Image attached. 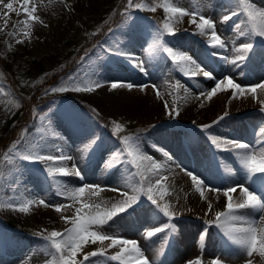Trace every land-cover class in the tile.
Here are the masks:
<instances>
[{
	"label": "rangeland",
	"instance_id": "1",
	"mask_svg": "<svg viewBox=\"0 0 264 264\" xmlns=\"http://www.w3.org/2000/svg\"><path fill=\"white\" fill-rule=\"evenodd\" d=\"M45 1L34 0L37 5H40L39 8L43 7ZM58 1L61 6H66V8H69V6L67 7L65 2L72 1L79 4L73 6L71 11L68 12V14L71 13L70 16L61 18L59 21H52L46 11L37 9V15L40 14L43 23L33 24L30 38H25L19 34L16 36L8 35L13 29V24L18 19L25 18L23 16L17 17L15 13L11 14L7 28L0 31V89L3 90L0 92V141L3 137H10L7 145L0 150V204L6 205L10 199H21L29 195L44 198L50 205L71 203L56 194L55 185L47 178L44 171L45 164L18 160L14 164H8L3 159L4 153L14 142H19L20 150H24L33 144L40 143L42 137L46 144L51 143L53 145L54 153L59 150L73 158L65 162L66 166L76 163L82 172L83 179L75 176L59 178L64 183L71 187L84 184L100 185L105 190L100 193L99 197H90L96 202L103 200L115 202L120 199L121 197L116 192L108 189L122 188L124 178L134 169H130L126 163L123 165L119 163L113 169L108 170L105 166L99 167L95 162L97 154L101 152L112 154L122 148L119 139L111 131L112 121L115 120L125 126V133L121 135L139 134L143 153L156 162L166 165L163 174L169 178L166 183L170 186L171 194L165 200L175 205V211L178 215L174 221L169 222L168 218L163 217L162 214L155 213L152 210L154 206L145 200L135 214H123L116 217L115 221L110 222V226H105L103 231L124 239L134 237V241L138 242L139 247L152 263L156 261L157 257L165 260L164 254L167 253L166 250L169 247L167 245L164 248L165 244L163 243L165 238L171 236L172 233L184 243L198 239L202 233L203 236L207 237L209 245H213L211 247L212 251H216V243L219 242L218 228L214 225H207L206 221L214 219L216 211L224 210L226 198L223 196V187L244 184V186L250 187V190H259L261 183L259 177H254L253 181H247L235 153L217 150L206 135L199 131L200 125L212 124L213 121H216L225 113V110L214 107L212 113L204 116L203 113L206 111L205 107H207L204 103L206 100L203 97H197L200 96L201 92L209 90L213 82L218 81L220 77L225 75L235 77L238 82L244 83L247 81V84L256 81L257 77L250 74L256 75L261 70L264 71V68L261 69L260 67L261 61L264 65V47H261L264 42L259 38L252 41L254 44L253 51L248 54L249 58L245 60L250 74H248V77L243 75L246 78L243 79L242 75L241 77L237 75L239 70L243 74L248 73L246 69L243 71V65H245L243 62L233 66L219 57L209 55L210 52H218L230 60L236 55L234 49L247 42V38L239 36L236 29V25L245 19L242 14L239 15L240 18L235 16L227 22H222V17L232 10V0H176L179 6L189 10H195L194 8L202 5L203 14L214 20L215 30L225 41L226 47L224 49H210L207 45L208 36L194 34L196 28L194 24L189 22L190 17H184L182 22L176 24V35L174 37L165 36V40L169 42V46H175L192 56L206 71H212L215 79L205 78L202 74L189 78L181 73L167 59L165 54H160V58L148 57L146 49L152 39L154 30L157 26L162 25L165 20L163 9L158 7L155 12L131 9L129 10L131 19L122 14L119 22L108 30L100 41L90 48V51L74 61L75 64L71 70L61 74L49 84L43 85L41 83L45 76L52 73L63 62L66 51L75 49L82 42L89 39L100 22L110 15L118 0ZM5 2H8V0H5ZM20 2L21 0H15L14 6L19 8ZM253 2L259 7H264V0H253ZM126 6L127 1L120 12L124 13ZM2 26L3 21L0 20V27ZM123 26H125V33L128 32L126 35L120 32ZM108 35L112 36V42L109 46L104 47ZM18 39L23 40V43H17ZM117 48L143 61L147 74L134 68L123 56L113 54ZM110 51L112 53H109ZM257 67L259 68L254 74L253 71ZM92 73H98L99 79L102 83L104 82L103 86L94 92L53 93L50 91L53 87L63 85L71 76L83 80ZM93 79H96V77L93 76ZM111 82L132 83L135 88L133 87L131 90L141 89L142 86L147 87V90L143 91L145 93L143 95L144 103L139 108L125 103L121 97L126 94L129 95L131 90L126 87L113 90L111 89ZM177 82L180 84L179 89L175 85ZM241 82L240 84L243 85ZM171 84H173V87H171ZM34 86H37L33 90L37 102L30 107L29 119L17 123L14 115L21 106V95L29 93ZM156 89L160 91L159 98ZM166 92L170 94H166ZM81 98L85 99L96 112L103 114L110 121L109 130L106 129L103 123L98 122L90 112L73 102V100ZM152 98L157 99L156 103L158 105L155 107H158V112L156 115L149 117L144 111V106H148ZM174 99L177 102L176 106L179 104L177 107L180 115L172 119L167 114L165 102L172 106ZM15 100L19 101L20 106L18 108L13 105ZM258 105V109L252 108L248 109L249 111L245 109L235 110L228 107V115L218 124H215L210 131L222 138L257 145L258 140L263 138L258 133L264 124V115L258 112L261 105ZM189 107L198 109V111L192 110V112L188 110ZM130 111H134V113ZM41 117H44V119L41 120ZM13 123L16 126L8 132L6 131L5 135L4 126ZM58 123L76 125L81 129L82 133L79 136L82 140L80 137L65 138L56 142L51 140L52 135L47 134L49 127ZM132 128H137V130L132 132ZM94 137L100 138L99 143L90 156H85L83 153L84 146ZM165 153L168 156H165ZM224 163H233L234 174L225 179L224 183L218 181L216 183L213 181V175L217 172L220 173L219 169ZM179 166L186 167L184 170L191 168V172L198 174L206 184H209V187L215 188L214 186L217 184L219 187L217 186L218 188L215 189L221 191L219 193L213 191L215 194L212 195V198L205 195L206 199H201L190 178L184 177V180H187L185 182L186 186L181 184L182 177L180 178L176 173L177 171H175ZM174 173L175 177L173 176ZM138 179V177H134L133 181L138 182ZM238 190L233 195L234 200L240 199ZM88 198L86 195L85 199ZM209 202L213 203L211 213H208ZM74 211V207H69L66 211L57 213L54 208H43L42 206L39 212L33 209L29 214H23L12 211L7 207H0V264H46L48 257L44 253L45 242L36 233L42 230L64 231L70 225L65 224L61 216H72ZM255 218H259V213L255 214ZM7 222H12V225L9 226ZM169 223L175 224V231L169 227ZM157 227L163 228L164 231H160L152 237L146 236L147 231L154 230ZM122 228L125 229L121 231ZM179 231L180 233H178ZM203 246L204 243L200 245L201 248ZM97 247H99L98 244H89L84 251H92ZM170 251L174 252L175 250ZM230 251L231 260L228 259V256L224 260L225 264L233 263V260L236 264H244L239 262V259L246 257L244 253L239 252L234 246L230 247ZM176 254L177 257L182 255L179 252ZM80 257L82 259V254ZM255 259H259V257L256 256ZM91 264L114 263L105 260L103 257H94L91 258Z\"/></svg>",
	"mask_w": 264,
	"mask_h": 264
},
{
	"label": "snow or ice",
	"instance_id": "2",
	"mask_svg": "<svg viewBox=\"0 0 264 264\" xmlns=\"http://www.w3.org/2000/svg\"><path fill=\"white\" fill-rule=\"evenodd\" d=\"M63 2V0H61ZM15 0H0V20L3 31L8 26L11 14L15 13L17 17L23 16L24 19H18L13 24V29L8 33L9 36L22 35L25 38L31 37V29L34 23H43L40 16L37 15L38 5L34 0H21L19 8L14 6ZM162 8L165 13V20L162 25L157 26L152 35V39L146 49L149 58H160V54H165L172 64L185 76L194 78L202 74L205 78L215 79L212 71H206L198 64L192 56L186 52L177 49L175 46H169V42L165 40V36L174 37L176 35L175 25L182 22L184 17H190V23L195 25L196 32L201 36H208L207 45L210 49H224L225 41L217 34L214 20L203 14V6H198L195 10L179 6L176 0H127V6L124 15L131 19L129 10L136 9L140 11L155 12L157 8ZM6 10V11H4ZM243 15L245 17L236 25L238 35L246 37L247 42L242 43L235 48V57L228 59L218 52H210L212 57H219L226 63L236 66L239 62H243L249 58L248 54L253 51V40L259 38L264 42V7L257 6L253 0H232V10L229 14L222 17V22H227L232 17ZM17 43H23L18 39ZM264 47V43L261 44ZM115 55L123 56L131 65L140 72L147 74L144 62L134 55L120 51L118 48L114 50ZM93 76L96 79H93ZM103 84L99 79L98 73H92L83 80L78 77L71 76L61 86L50 89L53 93L64 92H94L102 87ZM131 90L134 85L132 83L111 82V89L124 88ZM141 87V90H143ZM179 89V82L176 84ZM231 90V98H243L250 95L253 99H257L261 105L260 111L264 112V99L257 96L258 90L264 92V83H258L252 87L244 88L241 84L236 83L231 76H224L219 79L211 90L201 92L197 98H205L212 100L218 93ZM3 90L0 89V92ZM157 97H160L159 89H156ZM176 100H173L172 106L165 102L167 114L172 119L180 115L179 108L176 106ZM14 107H19V101H13ZM203 106V105H201ZM95 111V109H93ZM228 115V112L220 116L212 124H203L199 126V131L204 133L210 143L220 151H229L235 153L240 168L245 174L247 181H253L254 177L260 178L261 187L259 190H250V187L244 184L229 186L223 189V196L226 198V204L223 211H216L214 219L206 221L209 226H216L222 235L232 246L239 252L244 253L247 257L246 264H254L253 257L258 256L264 261V139H260L257 145H250L246 142L222 138L213 134L210 129L218 124ZM44 117H41L43 120ZM112 134L116 136L122 148L113 152L110 159L118 161L121 165L127 164L130 169L128 175L124 178L123 187L108 189L116 192L121 198L115 202L103 200L96 202L90 197H99L100 193L105 189L100 185L84 184L78 187H71L64 183L63 177L75 176L83 179L82 172L78 166L73 165L72 168L64 166V162L73 158L57 150L56 153L47 151V145L42 137L41 142L31 145V147L20 150L19 142H14L10 148L4 153L3 159L8 164H14L17 160L28 163L45 164L44 171L49 180L56 187V194L63 199L70 201V204L50 205L44 198L25 196L21 199H10L6 205L0 204V207H7L12 211L23 214H29L34 207L43 206L45 208L52 207L57 213L66 211L69 207H74L75 211L72 216H61L65 224L70 225L64 231L42 230L36 233L45 242L44 253L46 264H91V258L103 257L107 261H115L118 264H152L144 252L139 247L137 241L120 238L114 234L103 231L105 226H110V222H114L116 217L123 214L132 215L146 200L150 202L153 211L162 214L172 222L177 217L175 205L165 200L171 194V190L167 185L168 177L163 174L166 165L156 162L150 156L143 153L141 147V138L139 134L121 135L125 131V126L115 120L112 121ZM259 135L264 137V127L260 128ZM100 138L94 137L90 142L86 143L83 149L85 156L95 150ZM168 156L167 153L164 154ZM106 169L110 170L115 167V163L105 162ZM18 171V169H17ZM233 175L231 169L227 170ZM186 175L190 177L195 191L199 193L201 199H206L205 181L193 174L191 171L185 170ZM138 177V182H134L133 178ZM155 177V179H153ZM239 188L240 199L234 200L233 194ZM127 189V190H125ZM209 191H221L220 189L208 188ZM86 195L89 197L85 199ZM79 205L78 207H75ZM212 211V204H208V213ZM259 213V218H255V214ZM169 227L175 231V224L169 223ZM164 231L163 228L157 227L154 230L146 232L147 237H152L156 233ZM203 239V236L201 237ZM105 242H108L107 244ZM100 245L93 251L85 252L87 245ZM118 249L114 254L108 255V250ZM82 254V259H78ZM188 264H203L202 259L197 258L188 261ZM210 264H225L220 258H214Z\"/></svg>",
	"mask_w": 264,
	"mask_h": 264
},
{
	"label": "bare ground",
	"instance_id": "3",
	"mask_svg": "<svg viewBox=\"0 0 264 264\" xmlns=\"http://www.w3.org/2000/svg\"><path fill=\"white\" fill-rule=\"evenodd\" d=\"M55 2V3H54ZM44 3V2H43ZM43 3H41V4H43ZM66 4H67V7L69 6V8H66V6L65 7H63V6H61L60 4V2L58 1V0H46L45 1V3H44V5H43V7H41V8H39L38 7V9L39 10H43V11H46L47 13H48V17H49V19H51L52 21H56V20H60L61 18H64V17H66V16H70L71 15V13L70 14H68V12H70L71 11V9L73 8V6L75 7L76 5H78L79 3L78 2H76V3H74V2H72V1H69L68 3L67 2H65ZM38 6H40V5H38ZM195 9V8H194ZM38 12V11H37ZM45 14V13H44ZM40 15V14H39ZM44 17V16H43ZM45 18V17H44ZM239 18H240V16H239ZM48 19V18H47ZM190 19V18H189ZM188 19V20H189ZM238 20H240V19H238ZM130 26V25H129ZM122 29L120 30V32H122V34H127L128 32H126L125 33V26H123V27H121ZM115 32H116V30H115ZM111 35V34H110ZM114 35V34H113ZM114 37V36H113ZM200 38V37H199ZM203 38V37H202ZM202 41V40H201ZM205 41V40H204ZM112 42V36L110 37L109 35L106 37V41H105V43H104V47H107V46H109V44ZM200 42V41H199ZM203 42V41H202ZM204 44V43H203ZM115 47V46H114ZM202 47H203V45H202ZM205 47V46H204ZM206 49V48H205ZM209 49V48H208ZM207 49V50H208ZM121 50V49H120ZM126 50V49H125ZM122 51V50H121ZM127 51V50H126ZM103 52V51H102ZM109 53H112V51H110ZM206 55H208V54H206ZM102 57H104V56H102ZM105 58V57H104ZM103 58V59H104ZM108 58V57H107ZM102 59V60H103ZM101 61V60H100ZM126 61V60H125ZM217 61V60H216ZM102 62V61H101ZM218 62V61H217ZM261 66H262V68H264V65H263V61H261ZM243 64H245V65H243V71H245V69H246V71L248 72V73H246V74H243V73H241L242 71L241 70H239L238 72H237V75H239L240 77H241V75H242V77H243V75H245V76H247L248 77V74H250V72H249V69H248V67H247V62L246 61H243ZM102 66V65H101ZM255 70V69H254ZM253 73L255 74L256 72L255 71H253ZM251 76H255V77H257V80L256 81H254L253 83L251 82V84H247L246 82L247 81H245L244 83L243 82H241V83H243V85L241 84V86L242 87H244V88H249V87H252V86H254V85H256V84H258V83H264V73L263 72H259V74H256V75H253V74H250ZM225 76H229V75H225ZM245 76L243 77V79H246L245 78ZM224 78V76H222V77H220L219 79H223ZM233 79H236L235 77H232ZM259 79H261L260 81H258ZM238 79H236V80H234L236 83H239L240 84V82H238L237 81ZM217 82V81H216ZM216 82H213V85H211L210 87H209V90H211V88H213L214 86H215V83ZM176 83V82H175ZM174 83V84H175ZM247 84V85H246ZM172 86L171 87H173V84H171ZM176 85V84H175ZM180 85V84H179ZM135 88V87H134ZM149 88V87H148ZM167 88V87H166ZM186 89V88H185ZM144 90H147V87H143V90H141L140 88H137V89H135V90H131L130 91V94L128 95V94H126L125 96H123V97H121V99L125 102V103H128V104H130V105H134V106H138V108L141 106V104H143L144 102H143V100H144V97H143V95L145 94L143 91ZM169 90H171V89H169ZM169 90H168V92H169ZM173 90V89H172ZM209 90H207V91H209ZM177 91V90H176ZM183 91V90H182ZM186 91V90H185ZM172 92V91H171ZM152 93V92H151ZM163 94H165L164 92H163ZM166 94H170V93H167L166 92ZM263 95H264V92H260L259 90H258V92H257V96H258V98L259 99H263ZM224 97V100L222 101V98ZM166 98V97H165ZM189 99V98H188ZM169 100V99H168ZM175 100V99H174ZM206 100V102H204V103H206V105H207V107H205V112L203 113V115L204 116H206V115H209L210 113H212L213 112V110L215 109V108H220L221 110L222 109H224L225 111H227V108L228 107H230V108H233V109H235V110H238V109H245V110H248V109H254V108H256V109H258V107H259V105L258 104H260L259 102H258V100L257 99H253L250 95H247V96H245V97H243V98H236V99H232L231 98V90H229V91H226V92H221V93H218L215 97H213L212 98V100H207V99H205ZM151 101V103L147 106H144L145 107V109H144V111H146V114L149 116V117H151L152 115H156L157 114V112H158V107H155L156 105H158L156 102H157V99L156 100H154L153 98H152V100H150ZM230 102V103H229ZM170 103V102H169ZM194 103V102H193ZM179 105V104H178ZM177 105V106H178ZM191 105H192V103H191ZM194 105V104H193ZM205 105V104H204ZM215 107V108H214ZM224 107V108H223ZM219 109V110H220ZM188 110H196V109H192L191 107H189L188 108ZM217 110V109H216ZM230 110V109H229ZM192 111V112H193ZM198 111V109L196 110V112ZM231 111V110H230ZM249 111V110H248ZM253 111H255V110H253ZM257 111V110H256ZM131 113H134V111H130ZM155 112V113H154ZM215 112V111H214ZM240 112H242V111H240ZM258 112H261V111H258ZM195 113V112H194ZM220 113V112H219ZM238 114V113H237ZM261 114H263L264 115V112H261ZM236 115V114H235ZM123 116V115H122ZM137 117H139V116H137ZM246 121V120H245ZM233 122V121H232ZM262 125V124H261ZM263 127H264V124L262 125ZM75 130H77L76 129V126L75 125H73V124H53V125H51L50 127H49V131H48V133L47 134H51L52 136H51V140H54L55 142L58 140V138H64V137H69V136H78L79 134H78V131H75ZM258 130V129H257ZM256 132V131H255ZM259 134V133H258ZM83 135V134H82ZM49 137V136H48ZM80 138H81V136H79ZM261 139H264V137L263 138H261ZM50 140V141H51ZM81 140H82V138H81ZM50 143V142H49ZM47 145V151H51V152H53L54 153V151H53V145H51V143L48 145V144H46ZM62 146H64V145H62ZM56 147H57V145H56ZM80 147H81V145H80ZM60 148V147H59ZM80 149V148H79ZM81 149H83V148H81ZM57 150V149H56ZM225 152V151H224ZM219 153V152H218ZM228 153V152H227ZM66 154V153H65ZM75 154H77V153H75ZM108 155V153H106V152H104V154L103 153H101L100 155H98V159L100 160V162L102 161V160H104L105 162L106 161H108L109 162V158L108 157H105V156H107ZM65 163V162H64ZM230 164H233V163H224L223 164V166H221L220 167V171L221 172H225V174L227 173V170L228 169H231V167H232V165H230ZM74 165H76L77 166V164L75 163ZM65 166H66V163H65ZM67 167H73V165L71 164V165H67ZM174 172V171H173ZM177 173V172H176ZM178 174V173H177ZM225 174H224V176H225ZM174 177H175V173H174V175H173ZM178 176H180V178H181V180H180V182H181V184L182 185H185L186 183L185 182H187V180L185 181L184 179L185 178H183L185 175H183L182 173H180V175L178 174ZM222 176V175H221ZM186 178H188L187 176H185ZM233 178V177H232ZM169 179V178H168ZM174 179V178H173ZM172 179V180H173ZM175 180V179H174ZM177 180H178V178H177ZM230 180H231V178H230ZM169 180H167V182H168ZM180 182H178V183H180ZM188 183H189V181H188ZM175 184V183H174ZM171 185V184H170ZM178 185V184H177ZM191 185V184H190ZM207 185V187L205 188V195H207V196H209V197H211L212 198V195H214L215 194V192L213 193V191H209L208 190V188H212V187H209V184H206ZM176 186V185H175ZM181 186V185H180ZM179 186V187H180ZM186 186V185H185ZM188 186V185H187ZM170 187V186H169ZM218 188V187H217ZM239 188H237V190H238ZM239 191V190H238ZM176 192V191H175ZM180 192V191H179ZM188 192V191H187ZM186 192V193H187ZM208 192V193H207ZM217 193H219V192H217ZM181 194V193H180ZM221 194V193H220ZM236 194V193H235ZM234 195V194H233ZM179 196V195H178ZM190 196V195H189ZM197 196V195H196ZM217 196V195H216ZM221 196V195H220ZM215 197V196H214ZM194 198V197H193ZM210 198V199H211ZM223 198V197H222ZM184 199V198H183ZM214 199V198H213ZM188 200H190V199H188ZM196 200V199H195ZM201 200V199H200ZM207 200H208V197H207ZM223 200V199H222ZM180 201V200H179ZM211 201V200H210ZM195 202V201H194ZM206 202H208V201H206ZM212 202H213V200H212ZM211 202V204L213 205V203ZM185 203V202H184ZM216 204V203H215ZM185 205H186V203H185ZM197 205V204H196ZM194 206V205H193ZM42 206H37V207H34V210L36 211V212H39L40 211V208H41ZM43 208H45V207H43ZM52 208V207H51ZM189 208V207H188ZM187 208V209H188ZM199 208V207H198ZM182 211V210H181ZM202 211V210H201ZM205 211H206V209H205ZM195 212V211H194ZM34 213V212H33ZM183 213V212H182ZM48 214V213H47ZM200 215V214H199ZM210 215V214H209ZM194 216V215H193ZM47 218V217H46ZM199 218V217H198ZM197 218V219H198ZM209 218V217H208ZM206 220V219H205ZM127 227V226H126ZM188 228V227H187ZM125 228H122L121 229V231L122 230H124ZM186 229V228H185ZM181 231V230H180ZM180 231L178 232V233H180ZM120 235V234H119ZM176 235H177V233H176ZM183 235V234H182ZM116 236H118V235H116ZM184 236V235H183ZM203 235H202V233L199 235V237H198V239H194V240H192L191 242H189V243H184L183 241H181V240H179L178 238H177V236H175V234L174 233H172V235L171 236H168L167 238H165V242L163 243V244H165L164 245V248L168 245V249L166 250L167 251V253H165L164 254V258H165V260H162L160 257H157L156 258V261L154 262V263H152V264H170V262H171V264H188V261H190V260H193V259H197V258H200V259H202V261H203V264H210V261L212 260V259H214V258H220V259H222L223 261L225 260V258H227L228 256H229V260H231L230 258H231V255H229L228 254V252H224L223 250H222V245H221V243H216V251H212V249H211V247L213 246V245H209V242L207 241V237L206 236H203V239H201V237H202ZM118 237H120V236H118ZM137 238V237H136ZM183 239V238H182ZM129 240H135V238L133 237H131V239H129ZM198 240V241H197ZM184 241H186V240H184ZM203 241V242H202ZM200 242H202L201 244H203L204 243V246H203V248H201L200 247ZM106 244L108 243V242H105ZM100 246V245H99ZM96 249V248H95ZM95 249H92V251L93 250H95ZM175 250L174 252H171L170 250ZM116 251H118V249H116V250H108V255H111V254H114ZM228 251H229V249H228ZM182 253V255L181 256H176L177 254L176 253ZM231 252V251H230ZM81 257L79 256L78 257V259H80ZM256 258V256H255V254H254V257H253V261H254V264H264V261H262L260 258L259 259H255ZM243 259V260H242ZM242 259H239V262H242V263H244V264H246V259H247V257H244V258H242ZM167 262V263H166ZM111 263H112V261H111ZM113 263L114 264H118V262H115V261H113ZM238 263V262H237ZM227 264V263H226ZM229 264H236L235 263V261L233 260V263L232 262H230Z\"/></svg>",
	"mask_w": 264,
	"mask_h": 264
},
{
	"label": "trees",
	"instance_id": "4",
	"mask_svg": "<svg viewBox=\"0 0 264 264\" xmlns=\"http://www.w3.org/2000/svg\"><path fill=\"white\" fill-rule=\"evenodd\" d=\"M125 0H120L117 5L114 7L112 13L101 23V25L98 27V29L95 31V33L93 34V36L91 37L90 40L86 41L85 43H83L82 45H80L76 50H68L66 53V59H75L76 57H78L81 53L85 52L88 50V48L90 46H92L93 42L97 41L103 34L104 32L111 27L114 23H116V21H118L119 17L121 14H119V9L122 5H124ZM69 61V60H68ZM71 63V62H70ZM62 69V68H61ZM57 70V73H53L51 78L54 77V75L58 74V72L61 70ZM48 80L45 79V82H47ZM34 102L33 100V92L29 95V96H22V105L20 107V112L18 114H16V118L18 120H23L28 118V112L29 109L28 107L30 106V104ZM80 106H82L84 109L88 110L95 118L97 121L103 123L105 125V127L107 129H109V125L110 122L101 114L93 111V109L88 105L87 102H85L84 99H82L81 101L77 102ZM14 124H11L10 126L5 125L4 129H5V135H6V131L8 132L12 127H14ZM134 130V129H133ZM125 133V132H123ZM121 133V134H123ZM5 138H3L1 141L2 143H4ZM8 225H12L11 222L7 223Z\"/></svg>",
	"mask_w": 264,
	"mask_h": 264
}]
</instances>
